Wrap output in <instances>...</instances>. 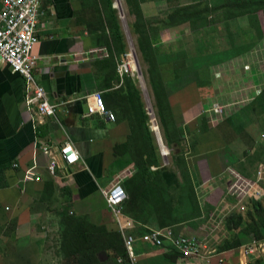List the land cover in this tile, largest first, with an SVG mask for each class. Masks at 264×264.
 I'll return each instance as SVG.
<instances>
[{"label":"crops","instance_id":"crops-1","mask_svg":"<svg viewBox=\"0 0 264 264\" xmlns=\"http://www.w3.org/2000/svg\"><path fill=\"white\" fill-rule=\"evenodd\" d=\"M160 1L144 0L141 4L146 19L150 22L155 20L152 22L155 30L161 33L185 29L189 21L176 17L172 22L170 15L177 8L196 2L180 4V0H176V6L161 15L156 7V4H161ZM147 2L155 3V15H147ZM45 4L49 7V14L39 33L37 52L40 60L34 74L37 81L46 87L51 100L58 103V115L41 116L36 108H32L25 97L24 79L0 62V264L50 263L52 233L59 227L58 224L62 226L61 211L64 206L70 214L86 216L95 226L117 230V221L105 202L102 189L107 188L116 176L126 175V180L135 172L129 168L127 155H116L115 152L116 144L124 142L131 132L128 121H114L100 113H89V105L96 92H101L108 107L115 110L109 97L115 88L100 87L104 80H109L107 70L102 67V62L108 57L104 51L107 49L106 39L99 26L98 15L94 16L96 8L89 0H46ZM260 12L264 16V12ZM242 20L246 21L240 27L241 33H248L250 40L237 41L235 48L254 44L256 49L258 46L264 49V36L259 38L254 33L249 17H239L232 23H242ZM254 49L235 54L229 62H215L214 65L226 63L229 69L226 67L227 70L221 71L219 66L213 71V95L202 98L198 103L200 106L220 101L227 106V110L236 107L223 119H213L207 114L209 127L199 133L193 149L187 152L192 155L187 158L191 161L190 171L196 176L207 203L219 187L225 190V195L218 199L215 206L220 203H224L225 207L235 204L237 198L225 187L236 181L235 174L253 180L258 179L260 168L264 174V158L254 159V168L248 166V159L255 152L251 141L259 142L257 153L264 156V132L259 136L248 134L243 131L245 126L240 119L244 105L239 101L243 99L251 103L264 92V77L257 76L264 75V62L260 68L253 67L251 72L243 68L244 60L255 57ZM96 50L100 51L97 58L91 54ZM233 78H240L244 85L238 86ZM166 90L168 97H172L168 85ZM234 115L236 122L232 120ZM247 127L253 129L254 123L251 121ZM68 142L76 145L81 159L60 169L54 176L48 168L50 156L43 151V147H61ZM29 174L33 178H28ZM258 186L264 190V176L258 180ZM254 199L264 200V196ZM249 200L253 198L246 199L241 211L243 216L246 215ZM236 212L239 213L237 209ZM185 224L171 228L179 233ZM157 226L154 218L145 225L147 228ZM227 230L229 239L236 240L239 247L217 252L209 259L182 260L178 257L175 263L243 264L244 257L248 256L240 248L251 246L257 240L253 233ZM261 230L264 235V227ZM144 249L138 257V264H171L165 259L163 250L147 246ZM113 255V249L102 250L96 254L94 263L113 264Z\"/></svg>","mask_w":264,"mask_h":264},{"label":"rangeland","instance_id":"rangeland-1","mask_svg":"<svg viewBox=\"0 0 264 264\" xmlns=\"http://www.w3.org/2000/svg\"><path fill=\"white\" fill-rule=\"evenodd\" d=\"M121 3V8L117 6V0H114L116 5V13L117 18L121 26L123 42L127 50V55L125 57L115 56L116 59H119L122 62H129L131 71L136 73H142L145 76V83L150 89V77L149 72L151 71L150 67L151 64H146L141 56V53L138 48V37L131 33L130 26L134 23L135 17L130 14L128 5L126 0H119ZM151 1V0H149ZM176 0H161V4H156L159 11H161V15L170 8L176 6ZM201 1V7L205 6V2L211 7L219 8L222 5L223 0H180L179 3H189V2H198ZM91 4H93L94 9L96 8L97 12H95L94 16L97 17L99 21V26L101 28V13L100 9L98 8V1L96 0H89ZM157 3L156 1H154ZM151 2H147V6H145L147 10V15H155L157 12H153L156 8ZM221 10L217 12H210L206 13L205 17L207 18L202 24L201 20H197L193 23L186 24L185 29H175L173 31H156L153 34L152 40L154 44L158 43L157 45L158 50L161 53H164L166 56L162 57V64L158 66V70L160 71L161 78L164 81L165 87L168 85L170 87L171 96L169 98L171 104V118L173 119L171 122L170 115L168 114V125H169V137L173 138L172 142L179 143L178 145L171 144L169 145L171 150V156L166 158L165 161L161 160L159 162V166L157 172H161V178L156 182V186L147 185V183L143 180H135L133 184L130 185L129 192L127 193V200L129 206L125 209L124 215L130 219L137 220L139 222L148 223L151 218V207L152 204V193L151 188L155 189L156 199H162L169 203L172 201L173 208H175V217H183L187 215L186 211L187 205L185 199L186 196L181 188L186 185L185 175L179 171V169L175 166L174 163V156L175 153L180 151L184 154L185 158L191 157V154H187V152L191 151L195 145V139L199 135L200 132L205 131L210 124V120L208 119L206 113L207 109L210 108L212 102L206 103V105L199 106V101L202 98L212 97V79L211 75L213 76V71L217 70L219 66L221 67V71L227 70L226 67L229 66L226 63L228 60H231L235 54L240 53L241 51L252 50L256 46L254 44H249L245 48H235V43L237 41H242L245 38L250 40V36L248 33H241V28L243 27L242 23L234 24L232 20H237V18L228 20V14L226 10ZM166 15V14H165ZM155 21V20H153ZM152 21V22H153ZM151 22V23H152ZM229 22V23H228ZM258 22L261 27L262 25V34L264 36V16L261 12L258 14ZM228 23V24H227ZM230 23L232 26H230ZM252 27V26H251ZM254 33L258 34L260 38L261 32H257L255 28ZM131 38L129 36V32ZM249 31V30H247ZM244 42V41H243ZM262 47L258 46L257 49L255 48L254 54L255 57H250L243 61V68L246 72H251L254 68H260L262 65V61L264 62V49L262 48L261 53L257 54L259 49ZM242 49V50H241ZM249 50V51H250ZM136 55H135V53ZM247 52V51H246ZM109 54V51H108ZM260 60V63L258 61ZM225 60L220 64L214 65L215 62ZM139 62V63H138ZM229 62V61H228ZM224 64V65H223ZM108 67V68H107ZM107 68V69H106ZM104 70H107L108 81L102 82L100 87L107 86L115 88L112 92H110L109 97L112 100V103L115 107V113L117 114V119H128L129 112H130V104L126 98L122 95H117V88L121 85H117V77L115 76L114 69H110L109 66H105ZM261 71V70H260ZM155 77L157 73H154ZM260 78H263L264 75H257ZM137 79V78H135ZM123 81H121L122 83ZM233 82L238 86L244 85V82L240 81V78H233ZM138 89L140 88L139 83H137ZM151 91V89H150ZM175 93V94H174ZM260 93V91H258ZM152 95V91H151ZM153 96V95H152ZM252 97V96H251ZM144 98V105L147 107V102L145 97ZM153 98L151 97V102L153 103ZM220 102V101H218ZM211 103V104H210ZM221 103V102H220ZM240 104L244 105L241 116V120L243 121L241 124L245 126L243 131H247V133H251L254 136L261 135L264 132V92L260 97L251 103H246V101L240 100ZM223 104V103H222ZM225 105V104H224ZM239 105V104H238ZM237 105V106H238ZM201 107V108H200ZM208 107V108H207ZM207 108V109H206ZM236 109V107L228 108L225 105V114L224 117L231 114V111ZM213 116V119H219V116H216L214 113L209 111ZM252 116V120L250 119ZM223 117V118H224ZM221 118V119H223ZM232 120H235V115L232 117ZM239 120V121H241ZM254 123L253 129L247 127L250 122ZM176 124V131L172 128V125ZM178 129H180V133L178 134ZM241 129V127H240ZM178 134V135H177ZM133 139L129 142V135L125 138L124 142H128V148L123 152V154L127 155L126 160H128L129 168L137 169V165L140 164V161L143 162L148 161V143L147 140L144 139L142 135L139 133L134 134ZM122 142V143H124ZM256 146H254V144ZM120 144V143H119ZM252 145L253 154L251 158H249L250 164L248 166L250 168H254V159L261 160L264 156L260 153H257L259 142H255L254 140L250 142ZM258 145V146H257ZM117 146V144H116ZM247 151V150H246ZM248 152V151H247ZM188 168L190 169L191 161L187 159ZM150 171L155 172L156 167L151 166L149 167ZM191 170V169H190ZM234 173V171H232ZM235 174V173H234ZM251 173L249 172V175ZM191 181L194 185L196 196L198 201L202 204L204 215L202 218L193 220L189 223L184 225V229L182 232L177 234L181 235H197L199 237H203L208 241V245L212 248L216 249L217 252L223 251V246L226 240H229V228L228 221L232 216H228L227 213L229 211V207H225L224 203H220L218 206H221L216 212L213 210L216 202L222 195H225V190L222 187L218 188L217 191L211 195V200L207 203L204 195L205 193L199 188L198 181L195 175L190 172ZM254 176V175H253ZM252 176V177H253ZM237 178V177H236ZM125 185V184H124ZM230 185V183H229ZM228 185V186H229ZM228 186L226 190L229 189ZM151 187V188H150ZM224 187V189H225ZM211 188H209L210 190ZM126 190V189H125ZM132 198L130 199V196ZM206 200V201H205ZM250 201V200H249ZM235 210V209H233ZM69 210H66V206L63 207L61 211L62 214H65ZM214 211V212H213ZM236 211V210H235ZM237 211H242V208L237 209ZM230 214V213H229ZM232 215V214H230ZM235 216V215H233ZM237 217V216H235ZM247 219H245L246 221ZM230 223V222H229ZM58 228L56 227L53 229L52 239L53 243L50 245V250L52 252V260L49 262H54L56 264H79L81 263V256H79L78 260L70 259L68 260V256H66L62 251V240H63V228L61 225L58 224ZM245 226V224H244ZM55 227V226H54ZM143 231L138 232L141 234ZM233 239V238H232ZM230 239V240H232ZM263 240V239H262ZM260 240V241H262ZM245 247H241L242 250ZM155 250V249H154ZM157 250V248H156ZM159 250V249H158ZM239 250V251H240ZM236 252H238L236 250ZM95 253V252H94ZM262 253V254H261ZM257 253L254 255H249L248 262L247 258L244 257V263H250V261L260 258L264 259V252ZM261 254V255H260ZM80 255V254H79ZM90 255H94L91 253ZM260 255V256H259ZM117 258L113 257L111 261L116 263ZM85 262V259L82 260ZM92 264V261H91ZM176 264V263H171ZM242 264V262H241Z\"/></svg>","mask_w":264,"mask_h":264},{"label":"trees","instance_id":"trees-1","mask_svg":"<svg viewBox=\"0 0 264 264\" xmlns=\"http://www.w3.org/2000/svg\"><path fill=\"white\" fill-rule=\"evenodd\" d=\"M98 1V8L101 13V31L106 39V47L109 51V57L102 62V67L109 66L110 69H114L115 76L117 77V85L121 84L117 88V95H122L126 98L130 104L129 117L126 119L130 125L131 132L129 134V142L133 139L134 134L139 133L147 140L149 153L148 161H140L137 165L135 172L126 180L123 181L122 186L125 191L129 192L130 185L135 182V180H143L150 186H156V182L161 178L160 173L157 172L159 162L162 160L158 147L156 145L154 134L149 128V117L146 112L145 105L141 98L140 90L136 86L135 80L130 75H124L121 78L117 71V61L115 56L125 57L127 55V50L123 42V36L121 31V26L117 18L116 9L114 8V0H96ZM144 0H126L131 15L135 17L134 23L130 26L131 33L138 37V48L146 64H151V71L149 72L150 77V89L152 95L154 96V108L159 120L161 127V135L164 144L171 150L170 142L176 137H169V125H168V114L171 118V104L167 94V90L163 79L161 78L158 66L163 62L162 57L166 56L158 50L157 45L154 44L152 40L153 34L156 33L153 24L146 19L141 4ZM222 5L219 8L211 7L205 2V6L201 7V1L196 3L187 4L185 6L179 7L173 11L170 15V21L174 22L176 17L183 18L189 23H193L197 20H201L202 24L207 20L205 17L206 13H214L221 8L226 10L228 14V20L239 18L243 16L249 17L250 25L261 32L260 38H262V28L258 22V13L260 11L264 12V0H223ZM179 14V15H178ZM101 64V63H100ZM154 73H157L155 77ZM146 79V78H145ZM121 81H123L121 83ZM173 119L171 118V122ZM176 124L172 125V128L176 131ZM180 129H178V134ZM177 134V135H178ZM172 144L178 145L177 142H172ZM128 142L117 144L115 146L116 155H121L128 148ZM175 166L179 169L181 173L185 175L186 185L181 188L184 192L186 199V205L188 211L187 215L183 217H175V208H173L172 201L166 204L162 199H156V191L151 188L152 193V204L151 207V218L157 220L158 226L156 228H168L174 227L179 224L189 223L193 220H197L202 217V209L200 202L197 199L194 185L191 181L190 169L188 168L187 159L184 154L178 151L174 156ZM156 167L155 172L150 171L149 167ZM125 184V185H124ZM127 195V193H126ZM158 196V194H157ZM132 195L130 196V199ZM133 199V198H132ZM127 200V199H126ZM124 202L123 214L125 209L129 206L128 202ZM264 200H250L247 203L248 207L246 209V215L243 216L241 211L236 212L231 210L227 213L228 216H232L228 221L227 228L235 230L236 233L244 231L246 233H253L257 241L262 240L264 235L262 234L261 228L264 227ZM128 205V206H127ZM221 206H214V211L216 212ZM236 210V209H235ZM213 211V212H214ZM232 215H230V214ZM237 217H235V216ZM150 218V219H151ZM245 219H247L245 221ZM134 220V219H132ZM137 220H134L136 223ZM139 222V221H137ZM230 222V223H229ZM141 223V222H139ZM136 223L137 228L133 233L140 237L145 232H148L151 228L145 227L146 223ZM61 224L63 228V240H62V251L68 256V260H78L81 257V263L79 264H96L94 260L97 258L96 254L102 252V250L113 249L115 250V255L117 259L122 257L124 262L122 264H130L127 257V251L124 246L123 238L120 233L119 227L117 230H108L106 226H95L89 222L88 218L82 217V215H73L69 212L61 215ZM139 224V225H138ZM245 224V226H244ZM143 231L141 234L138 232ZM223 250L233 249L239 247L236 240H226L223 243ZM145 247V245H144ZM143 244L139 241L136 244L137 254L140 255L141 251H144ZM160 250V249H159ZM95 252V253H94ZM93 253L94 255H90ZM80 254V255H79ZM165 259L170 263H175L179 254L177 252L169 251L165 252ZM85 259V262L82 260ZM117 261V260H116ZM119 264L118 262H116ZM249 264H264V260L256 258L250 261Z\"/></svg>","mask_w":264,"mask_h":264},{"label":"built area","instance_id":"built-area-1","mask_svg":"<svg viewBox=\"0 0 264 264\" xmlns=\"http://www.w3.org/2000/svg\"><path fill=\"white\" fill-rule=\"evenodd\" d=\"M45 3L46 0H0V62L6 65L12 73L18 74L24 79L25 97L32 108H36L41 116H57L58 103L51 100L46 87L37 81L34 74L40 60L37 52L40 43L39 33L44 20L47 19L49 14V7ZM104 51L107 53L106 57H109L108 49ZM104 51H102V54H104ZM99 53L100 51L96 50L92 51L91 54L97 58ZM128 63L117 61L118 74L121 78L124 75H130L135 80L136 86L139 83L141 98L144 101L143 97H145L147 102L145 108L149 117V128L155 136L159 155L164 161L171 154L162 139V131L154 108V101L151 102L153 96L150 89L147 93L148 87L145 83V76L142 73L130 72ZM92 97L93 102H90L89 113H100L108 116L110 120L116 121L117 114L108 107L103 94L96 92ZM209 111L221 119L225 114V105L217 101L212 102L210 108L204 110L206 115L210 113ZM43 151L50 156L48 168L54 176L58 175L60 169L74 165L81 159L79 149L73 142H68L61 147L45 145ZM235 176L237 177L236 181L229 186L227 191L235 196L237 200L235 204L229 206V211L238 209V207L243 209L247 198L264 196V190L258 186V180L264 176L262 168L257 171V180L245 178L238 174H235ZM27 177L33 178L30 174ZM122 177L116 176L107 188L102 189V194L117 221V227H119L122 235L130 264H138V257L140 256L136 251L138 241L151 249L157 248L164 252L175 251L182 260L206 257H208L206 259H209L216 255V249L209 246L205 238L197 235L177 234L171 227L151 228L148 232L137 237L133 233L137 228V224L125 216L122 211V206L127 199L122 183L128 176L123 175ZM261 252H264V242L262 241H255L251 246L243 249L245 256ZM117 262L122 264L124 259L120 257ZM48 264L56 263L50 262Z\"/></svg>","mask_w":264,"mask_h":264},{"label":"bare ground","instance_id":"bare-ground-1","mask_svg":"<svg viewBox=\"0 0 264 264\" xmlns=\"http://www.w3.org/2000/svg\"><path fill=\"white\" fill-rule=\"evenodd\" d=\"M117 6L119 7V8H121L122 6H121V3H120V1L119 0H117ZM134 53H135V51H134ZM135 55H136V53H135ZM128 68L131 70V67H130V63H128Z\"/></svg>","mask_w":264,"mask_h":264},{"label":"water","instance_id":"water-1","mask_svg":"<svg viewBox=\"0 0 264 264\" xmlns=\"http://www.w3.org/2000/svg\"><path fill=\"white\" fill-rule=\"evenodd\" d=\"M114 8L116 9V5H115V3H114ZM128 32H129V30H128ZM129 36H130V38H131L130 32H129ZM138 63H139V62H138Z\"/></svg>","mask_w":264,"mask_h":264}]
</instances>
